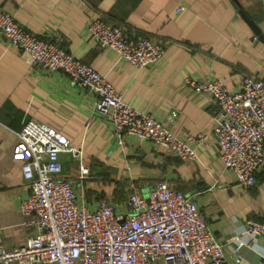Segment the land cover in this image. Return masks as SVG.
<instances>
[{
  "label": "crops",
  "instance_id": "crops-1",
  "mask_svg": "<svg viewBox=\"0 0 264 264\" xmlns=\"http://www.w3.org/2000/svg\"><path fill=\"white\" fill-rule=\"evenodd\" d=\"M0 0L25 29L55 42L102 74L133 108L147 109L181 139L206 134L195 160L170 155L153 142L131 135L117 144L109 118L95 111L97 97L69 82L61 71L30 65L0 35V245L11 249L36 232L33 214L20 204L30 194L21 163L11 158L15 133L29 120L60 132L80 157L59 154L61 177L80 201L93 208L108 200L126 210L130 187L143 195L158 180L190 195L206 224L230 256L238 238L244 264H264L260 238L243 235L248 218L264 219V165L253 186L239 184L220 160L214 136L217 104L194 94L187 79L218 78L228 91L244 75L264 81V0ZM241 12V13H240ZM97 18L121 26L129 36L160 42L163 56L155 65L135 68L110 49L96 46L87 33ZM80 166L88 169L81 176ZM51 264V263H46Z\"/></svg>",
  "mask_w": 264,
  "mask_h": 264
},
{
  "label": "built area",
  "instance_id": "built-area-1",
  "mask_svg": "<svg viewBox=\"0 0 264 264\" xmlns=\"http://www.w3.org/2000/svg\"><path fill=\"white\" fill-rule=\"evenodd\" d=\"M87 33L96 46L112 50L135 68L155 65L164 53L157 40L129 36L121 26L101 18L88 24ZM0 35L30 65L61 71L71 84L94 94L95 111L109 118L117 144L131 135L153 142L170 155L196 159V146L206 140V134L177 137L147 109L125 102L122 93L91 65L25 29L2 8ZM186 85L217 104L214 136L221 163L239 184L253 186L264 165V81L244 75L232 92L215 77L187 79ZM15 137L11 158L21 163L23 179L30 185L20 208L24 215L36 216V232L20 246L0 245V264H244L243 242L237 238L227 256L193 198L165 181L155 182L147 195L131 186L125 211L108 200L89 208L71 182L61 177L59 154L69 152L79 158L80 150L55 128L36 120L27 121ZM80 174L87 175L88 169L80 166ZM243 235L260 238L264 244V219H246Z\"/></svg>",
  "mask_w": 264,
  "mask_h": 264
},
{
  "label": "water",
  "instance_id": "water-1",
  "mask_svg": "<svg viewBox=\"0 0 264 264\" xmlns=\"http://www.w3.org/2000/svg\"><path fill=\"white\" fill-rule=\"evenodd\" d=\"M235 1L237 4L238 2L236 0H233ZM241 13V12H240ZM241 16L244 20H246V22L250 25V27L253 29V31L256 33V36L261 39L262 41H264V38L263 36L261 35L259 29L257 28V26L251 21L249 20L248 18H246V16L244 14L241 13Z\"/></svg>",
  "mask_w": 264,
  "mask_h": 264
}]
</instances>
